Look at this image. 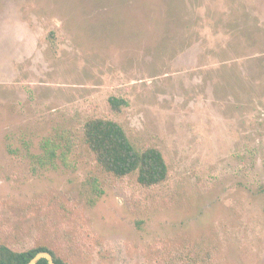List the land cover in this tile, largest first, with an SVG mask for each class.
<instances>
[{"label":"rangeland","instance_id":"1","mask_svg":"<svg viewBox=\"0 0 264 264\" xmlns=\"http://www.w3.org/2000/svg\"><path fill=\"white\" fill-rule=\"evenodd\" d=\"M92 117L160 148L168 179L102 170ZM0 242L72 264H264V0H0Z\"/></svg>","mask_w":264,"mask_h":264},{"label":"trees","instance_id":"2","mask_svg":"<svg viewBox=\"0 0 264 264\" xmlns=\"http://www.w3.org/2000/svg\"><path fill=\"white\" fill-rule=\"evenodd\" d=\"M110 101L116 111H120L121 104L125 103L118 97H112ZM83 140L100 168L119 178L136 173L141 186L149 188L165 182L169 177V165L162 150L158 147L138 149L125 128L116 120L104 117L89 118L84 125ZM44 147L47 158L54 159L59 146L46 141ZM41 251L51 252L57 264H72L46 244L18 251L1 242L0 264H28ZM37 264H49V261L42 258Z\"/></svg>","mask_w":264,"mask_h":264},{"label":"water","instance_id":"3","mask_svg":"<svg viewBox=\"0 0 264 264\" xmlns=\"http://www.w3.org/2000/svg\"><path fill=\"white\" fill-rule=\"evenodd\" d=\"M42 258H47L49 261V264H57L55 262L54 256L51 252L49 251H41L39 252L37 255H35L31 261L28 264H37L39 262V260H41Z\"/></svg>","mask_w":264,"mask_h":264}]
</instances>
